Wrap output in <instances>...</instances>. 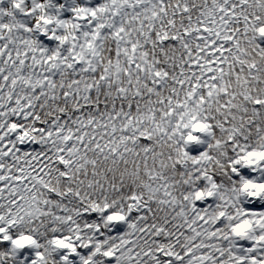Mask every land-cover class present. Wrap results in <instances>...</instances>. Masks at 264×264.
Segmentation results:
<instances>
[{
    "label": "snow or ice",
    "instance_id": "snow-or-ice-1",
    "mask_svg": "<svg viewBox=\"0 0 264 264\" xmlns=\"http://www.w3.org/2000/svg\"><path fill=\"white\" fill-rule=\"evenodd\" d=\"M0 264H264V0H0Z\"/></svg>",
    "mask_w": 264,
    "mask_h": 264
}]
</instances>
